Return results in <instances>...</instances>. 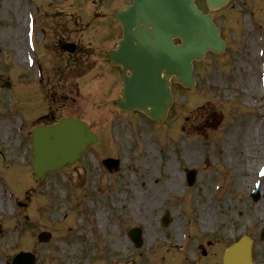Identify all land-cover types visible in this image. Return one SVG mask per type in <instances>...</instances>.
I'll return each mask as SVG.
<instances>
[{"label":"rangeland","instance_id":"obj_1","mask_svg":"<svg viewBox=\"0 0 264 264\" xmlns=\"http://www.w3.org/2000/svg\"><path fill=\"white\" fill-rule=\"evenodd\" d=\"M112 1L0 0V76L12 84L10 90L0 91V127L5 129L1 131L15 132L16 126H22L18 117L41 116L46 105L50 107L47 85L50 68L55 66L52 50L47 52L50 46L47 50L43 48L50 43V22H84L91 24L100 38L111 36L110 40H115L119 32L112 22L93 21L96 11L106 13ZM261 7L258 1L251 4L254 13L241 24L237 16L233 27L229 16L238 12L239 6L218 13L216 24L229 40L226 53L220 58L208 54L195 64L196 86L188 95L180 86L173 87L174 103L160 129L141 114L117 119L109 106L53 101L57 118L68 115L83 119L100 142L75 167L50 175L33 189L35 198L30 209L39 214L31 216L30 223L41 222V229L55 236L50 245L38 250L39 264H186L184 259L192 262L197 257L199 244L212 242L215 246L210 252L216 257L215 252L247 234L251 227H264V189L258 204L249 199L256 170L264 157V94L259 81V69L264 65V7ZM110 12L108 9L107 13ZM32 17L35 32L30 35L28 23ZM74 28L75 31H66L63 36L69 33V40H82L81 25ZM33 36L32 50L29 42ZM93 42L98 51L100 39L94 38ZM28 58L34 59V66H29ZM250 83L254 94L248 92ZM60 106L65 109L59 112ZM12 108L18 117L9 112ZM257 128L261 153L250 166L244 157L250 136L256 135ZM8 144L6 135L0 136L4 161L10 168L23 170L8 174L7 165L0 158L4 186L0 187V223L11 228L7 231H20L27 214L17 206L20 198L15 201L14 197H20L26 183L32 185L31 174L26 172H30L31 157L22 146L20 150L15 147L4 152ZM107 157L120 160L117 173L109 174L102 168L99 162ZM229 157L234 161L227 162ZM168 161L174 165L178 190L168 194L149 191V187H156L154 182L158 178L162 181L160 177ZM185 169L197 172L192 188L186 185ZM247 177L250 180L240 185ZM260 185L264 188V180H260ZM97 209L107 212L103 232L96 228ZM166 212L171 222L163 227L161 218ZM203 216L206 223L202 224ZM131 227L143 231L140 249H135L126 235ZM16 239L15 232L7 236V245H15L14 252L21 247ZM117 240L126 243L117 245ZM256 242H262L259 249L262 246L263 249H255V254H264V241L257 238Z\"/></svg>","mask_w":264,"mask_h":264},{"label":"water","instance_id":"obj_2","mask_svg":"<svg viewBox=\"0 0 264 264\" xmlns=\"http://www.w3.org/2000/svg\"><path fill=\"white\" fill-rule=\"evenodd\" d=\"M206 1L212 11L227 0ZM115 19L123 27V40L109 57L112 64H120L124 70L131 71V77H125L118 106L128 112L141 110L157 123L163 121L171 104L169 78L175 76V82L191 88L194 84L192 61L200 60L207 50L220 54L225 45L211 23V15L204 16L199 12L194 0H134L133 6L119 11ZM173 38H179L181 45L174 46ZM63 126L68 132L66 134L76 138L79 149L60 162L56 160L59 152H50L47 145L54 135L65 138V133L62 129L38 130L34 134L33 152L36 158L33 170L38 177L72 162L92 139L84 130L75 131L72 123L67 122ZM116 165L109 163V167L115 169ZM192 181L193 176H190L189 183ZM240 250L244 257L237 256ZM233 252L237 255L229 257L226 264H248V246Z\"/></svg>","mask_w":264,"mask_h":264},{"label":"bare ground","instance_id":"obj_3","mask_svg":"<svg viewBox=\"0 0 264 264\" xmlns=\"http://www.w3.org/2000/svg\"><path fill=\"white\" fill-rule=\"evenodd\" d=\"M248 92H252L253 94L255 93L254 92V89L251 88V83L249 84V90ZM256 135H253V136H250V140H249V144L247 146V152H246V155L244 157V159L247 160L248 164L251 166L252 162L255 161L256 157L260 155L261 152H259V148H258V142H259V128L256 129ZM50 144L47 145V149L50 151V152H59L58 155L59 157L56 158V160H60V162L63 160V158L65 157H71L72 155H74L76 153V151L79 149L78 146H79V143H75L76 142V138H73L71 137L69 134H65V138L60 136V135H54V137L51 138V140H49ZM234 160L232 158H228V161L227 162H233ZM172 173H171V172ZM249 172V171H248ZM251 173V172H250ZM175 168H174V165L168 161L167 164H166V167L163 171V174L162 176L160 177L161 178V182L159 180V178L157 179V181H155V185L156 187L152 189V187H149V191L153 192V193H156V192H165V194H168V193H174V191H177L178 190V181H177V176L175 175ZM250 176V175H249ZM248 180H250V177H247V181H244L242 182H239L240 185H242V183H247ZM263 189L261 187L260 191H261V194L263 193ZM156 197V196H154ZM137 202H135V205H136ZM112 203H111V207H110V211L112 210ZM95 218L97 220V230L99 232H103V227L105 226V216H107V212H106V209H103L102 211L100 210H97L95 212ZM204 218L201 220V223H206V220H205V216H203ZM250 219V218H249ZM111 226L109 225V228ZM176 233H177V230H176ZM104 238V237H103ZM114 240V239H112ZM125 244L126 241L123 240V241H120V240H117V245H122V244Z\"/></svg>","mask_w":264,"mask_h":264},{"label":"flooded vegetation","instance_id":"obj_4","mask_svg":"<svg viewBox=\"0 0 264 264\" xmlns=\"http://www.w3.org/2000/svg\"><path fill=\"white\" fill-rule=\"evenodd\" d=\"M61 95H63V97L66 96V94L64 92H63V94L61 93ZM64 100H66V98H64ZM198 249H202V248L199 247ZM203 255H204V257H208V256H206L207 253H203ZM0 264H6V262H5V256H3V257L0 258Z\"/></svg>","mask_w":264,"mask_h":264},{"label":"snow or ice","instance_id":"obj_5","mask_svg":"<svg viewBox=\"0 0 264 264\" xmlns=\"http://www.w3.org/2000/svg\"><path fill=\"white\" fill-rule=\"evenodd\" d=\"M262 174H264V173H262Z\"/></svg>","mask_w":264,"mask_h":264}]
</instances>
